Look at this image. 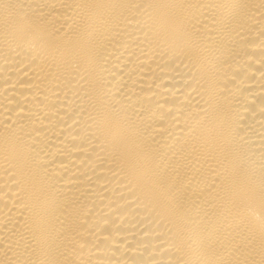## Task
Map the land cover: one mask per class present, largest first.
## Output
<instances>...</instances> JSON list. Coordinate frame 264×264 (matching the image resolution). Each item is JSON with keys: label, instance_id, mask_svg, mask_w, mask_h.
Returning a JSON list of instances; mask_svg holds the SVG:
<instances>
[{"label": "bare ground", "instance_id": "1", "mask_svg": "<svg viewBox=\"0 0 264 264\" xmlns=\"http://www.w3.org/2000/svg\"><path fill=\"white\" fill-rule=\"evenodd\" d=\"M0 264H264V0H0Z\"/></svg>", "mask_w": 264, "mask_h": 264}]
</instances>
